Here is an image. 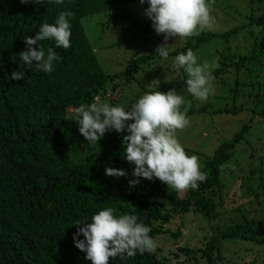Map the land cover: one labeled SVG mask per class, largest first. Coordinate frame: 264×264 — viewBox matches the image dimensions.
I'll list each match as a JSON object with an SVG mask.
<instances>
[{
    "label": "trees",
    "instance_id": "16d2710c",
    "mask_svg": "<svg viewBox=\"0 0 264 264\" xmlns=\"http://www.w3.org/2000/svg\"><path fill=\"white\" fill-rule=\"evenodd\" d=\"M217 1L210 0V5H217ZM136 3L139 0H63L60 4L51 0L44 3L0 0V264H90L72 239L77 227L84 222L73 223L76 220L90 222L91 215L104 207H112L117 215H137L150 227L148 234L155 242L163 235L181 238L185 220L191 214L204 218L199 225L203 226L201 231L206 227L210 232L209 238L204 236L199 240V245L205 242L204 246L178 248V252L186 256L185 264L191 258L198 264L222 262L221 248L225 240L264 245V240L259 238L261 222L253 217L256 210L251 208L253 203L259 204V198L264 195V168L242 173L244 165L251 163L249 153L253 147L251 144L240 147L239 143L250 125H243L230 140L220 144L211 157L204 155L200 148L202 142L219 132L218 126L206 117L236 115L244 110L236 106L235 92L254 106L264 105V63L258 60L261 54L264 58V0H247L246 24L226 32L206 28L185 39L165 38L163 33H156L162 39L172 38L166 44H175L169 50V60L189 48L194 54L202 48H214L213 55L218 58L213 66L218 75L234 68V72H238L243 65L251 63L252 57L259 62L256 83L235 80V88H228V97L214 93L204 101L196 99L187 105L189 123L176 132H201L205 136L180 134L181 140L178 134L176 136L186 154L198 157L207 178L198 182L196 189L175 191L169 188L171 193L162 189L160 196L165 203L150 200V191L144 193L140 184L129 187V177L125 178L126 184L116 177L114 189L105 176L106 167L124 171L134 167L123 159L121 137L126 132L106 131L97 145H93L78 132L75 122L74 109L81 103L118 105L125 97L123 87L130 88L134 82L136 90L128 92L133 96L131 106L149 91L144 85L149 81L146 78L159 79L155 69L147 70L152 61L160 59L155 51L136 54L149 43L154 30L149 19H145V24L139 21L137 5L132 6ZM145 5L147 7V3ZM64 10L73 13L69 21L71 46L54 48L61 57L54 62V70L39 71L34 66L35 61L33 65H22L19 53L26 50L23 38L33 36L45 21L54 23L57 14ZM97 19H100L101 32L111 29L117 36L113 46L120 47L127 39L137 40L138 48L123 70L111 71L97 59L84 26L85 22L95 23ZM116 27L119 28L117 33ZM257 33L261 34L260 38ZM242 34L247 35L245 39L250 47L240 52L244 53L242 55L237 51L239 56L235 57L228 44ZM176 42L181 43L176 46ZM41 44L45 48L54 47L48 40ZM217 45L225 48L219 49ZM166 69L168 71L170 66ZM13 71L23 72L24 79H10ZM184 76L186 73L181 75L182 84L177 87L159 85L154 90L166 92L174 88L178 93H186ZM117 94L118 100L114 102L115 97H112ZM250 111L252 117L248 122L256 115L253 108ZM257 115L263 118L264 124V108ZM236 165L239 168L233 170ZM225 192L231 194L230 203L225 202ZM237 200L239 205L235 207ZM238 213L240 217L235 222L234 215ZM180 224L182 230H179ZM77 239H83L82 235ZM161 248L156 245L153 252L137 254L123 264H174L170 256H162L165 250ZM171 256L176 258L177 254ZM108 264H121V261L110 258Z\"/></svg>",
    "mask_w": 264,
    "mask_h": 264
},
{
    "label": "clouds",
    "instance_id": "9594fccd",
    "mask_svg": "<svg viewBox=\"0 0 264 264\" xmlns=\"http://www.w3.org/2000/svg\"><path fill=\"white\" fill-rule=\"evenodd\" d=\"M22 3H44L45 0H21ZM60 4L63 0H51ZM147 3L145 16L157 34L191 37L198 35L213 21L210 15V0H139ZM69 10L60 11L54 23L43 22L33 36L23 38L25 49L19 53L22 65H33L45 73L54 70V62L61 60L54 48L68 49L71 46ZM53 42L54 47L45 48L42 41ZM33 45H36L34 48ZM161 60H168L166 43L155 49ZM172 69L187 74L186 91L192 97L204 101L212 92L214 79L208 62L198 63L192 49L178 53L172 60ZM12 80L24 79V73L13 71ZM187 101L176 89L166 92L152 90L144 92L130 107L123 104L81 103L74 109L77 114L78 132L88 144L97 145L106 131L126 132L121 137L123 159L133 165L129 186L139 183V178L163 182L167 188L184 191L196 189L207 174L201 170L196 155L186 154L176 136V130L185 128ZM182 106H184L182 108ZM131 121V122H128ZM109 176H125L123 169L106 167ZM77 227L72 239L74 246L84 253L90 264H108L110 258H119L121 264L137 254L151 253L156 242L149 236L150 227L135 214H114L112 207L91 215L90 222L76 220ZM83 239H77L78 236Z\"/></svg>",
    "mask_w": 264,
    "mask_h": 264
},
{
    "label": "rangeland",
    "instance_id": "374dc122",
    "mask_svg": "<svg viewBox=\"0 0 264 264\" xmlns=\"http://www.w3.org/2000/svg\"><path fill=\"white\" fill-rule=\"evenodd\" d=\"M247 0H218L217 5H210V15L213 17V21L210 24V26L207 27L208 30H212L214 32H226L227 30H230L234 27H237L242 24H246V19L244 18L245 14L247 13V6H246ZM137 5V12L140 13L141 16H137L139 18V21L141 23L145 24V19H148L144 14V9L146 8V5H141L140 3H136L132 6ZM92 23H84L85 26V32L88 36V40L90 41L93 51L96 52L97 59L100 60V63L104 67H109L111 71L117 72L120 70H123L131 57L135 54V49L138 48L137 40L134 39L130 41L129 39L126 40L125 43H123L120 47L113 46L115 41H117V36H114L113 33L110 31L111 29H108L104 32H101L100 28V19H97L95 23L91 21ZM151 22V21H149ZM253 28V27H252ZM206 29V28H205ZM119 31V28H115V32L117 33ZM124 35V33H123ZM257 35L261 36V34L257 33ZM125 36V35H124ZM175 37V36H174ZM173 37V38H174ZM263 37V36H262ZM261 37V38H262ZM170 38V37H169ZM184 39L187 37H183ZM247 35H239L237 38L232 39L228 46H231V50L233 55L239 56L236 54L238 53L240 55L244 53L249 49V43L246 41ZM124 39V38H123ZM172 40V38H170ZM170 39H162L158 36H156V32L151 33V35L148 38L149 43L147 42L144 45V48L136 54H148L150 51H155V49L165 44L166 42H170ZM141 41V40H139ZM136 42V43H135ZM181 42H176V46H178ZM264 44V42H263ZM111 46V48H110ZM113 46V47H112ZM175 44H166V47L171 51V48H173ZM217 48H225V46H218ZM263 50V48H261ZM260 49V50H261ZM261 50V52H262ZM214 48H202L199 52H197V62L203 63L208 62L210 65V70L212 71V75L214 77L212 81V92L210 95H221V96H227L228 88L231 87L235 88V80H240L243 83L248 82H257V77L255 76V73H257V67H259V62L254 60V57H252L250 64H245L243 67L238 71L234 72V69H230L228 73L225 74H215V61L218 58L217 56L213 55ZM255 49L252 51L254 52ZM257 52V51H256ZM130 53H132L130 55ZM264 53V52H263ZM227 54V53H226ZM128 55V56H127ZM228 55V54H227ZM250 55V54H249ZM212 56V58H209ZM231 56V54L229 55ZM228 56V57H229ZM224 59L227 58V56L223 55ZM261 62L264 63V58L262 57V54L258 56ZM172 59L168 60H156L152 61L150 65L147 66V70H156V74L158 75L159 79H156L153 76H150L146 79L147 81L144 85L149 90L152 91L155 88H158L160 85L162 86H179L182 84V78L181 75H184V71L181 69L180 71L173 70L171 67ZM228 63V62H227ZM214 65V66H213ZM229 65V63H228ZM170 66V69L167 71V67ZM230 66V65H229ZM263 71V70H262ZM139 75V74H138ZM137 74L135 76H138ZM264 75V73H263ZM187 78L184 76V82ZM264 82V79L262 80ZM130 88L128 86L123 87V91L125 93V97L123 98V101H120L119 104H123L125 107H130V101L132 100V97L130 95L129 90L137 88L136 83H131ZM136 90V89H134ZM184 96L185 100L188 102V104H191L195 99L192 98L190 94L187 93H179ZM235 97L238 100L237 107L242 106L244 110H240L238 114L236 115H226V114H219L215 116H208L204 117L207 121L212 120L219 128L218 134H216L213 137H210V140L207 139L204 142L200 144V148L203 149L202 153L208 157H211L214 153V150L223 142L230 140V138L243 126V125H250L246 132L243 133L242 139L239 143L240 147H248L251 144V147L253 149L249 153L250 161L251 163H248L249 165H244L242 168V173L245 175L248 173L250 169L258 171L262 168H264V124L261 122L263 121V118H260V116L257 115V112L264 108V105H257L254 106L251 103L247 102L241 96H238V92H235ZM119 95H114L112 99L115 97L116 102L118 100ZM230 99V95H229ZM246 101V102H245ZM213 104H216L215 101H212ZM243 103V104H242ZM118 104V105H119ZM236 104V103H235ZM234 104V105H235ZM115 106V105H114ZM228 106L231 107V102L228 103ZM254 110L256 115H254V119L251 122L250 121L252 117V111L250 109ZM175 134H178L177 136L180 137L181 140L182 135H193V136H205L204 133L201 132H180ZM204 143V145H203ZM197 145V144H196ZM186 146V145H185ZM247 149V148H246ZM239 168L238 165L233 169ZM241 170V169H240ZM126 173L125 176H120L118 179L122 178V181L126 184L127 180L125 178L129 177L130 180L135 179L132 176V169L131 170H125ZM108 180L111 181V186L116 187V181L117 178L115 176H109ZM124 183L123 186L127 187ZM143 186L144 190L143 192L150 191L149 198L152 201H159L160 203H165L162 199L160 194L165 191L168 193H171L169 188H166L167 186L164 185L163 182L159 181L156 178H153L152 180L139 178V183ZM135 184L134 186H136ZM129 186V187H134ZM160 186V187H159ZM122 188V187H121ZM162 189H164L162 191ZM123 188V192H124ZM225 202L230 203L229 197H231V194L225 192ZM227 200V201H226ZM259 204L256 205V203H253L251 208L253 210H256L253 212V217H258L261 225L259 228V238L261 240H264V195H262L259 198ZM235 207L239 205L238 200L234 203ZM230 209V207L228 208ZM246 212V210H243ZM247 213V212H246ZM191 216V217H190ZM189 217L185 220L184 229L182 231L183 236L179 239H174L171 237V235H163L158 236L156 240V245L159 246L160 250L162 251V256H170L171 260H174L175 262L179 264H185L186 256L180 252H178V248L186 247L192 249L191 246H194L196 249L202 248L205 244V242L201 241V244L199 245V240L206 236V238H209V228H204V230L201 231V227L199 226L204 218L202 219L199 215L191 214ZM185 217V215H184ZM240 214L234 215V220L237 222L239 220ZM183 222V221H182ZM183 226L179 225V230H182ZM174 233V231H172ZM221 253L223 260L222 262H215V264H264V245H257L255 242H244V241H231V240H225L222 241V248ZM177 254L174 258L171 255ZM194 260H188V264H192ZM195 263V262H194ZM198 264V263H195ZM205 264V263H204Z\"/></svg>",
    "mask_w": 264,
    "mask_h": 264
}]
</instances>
